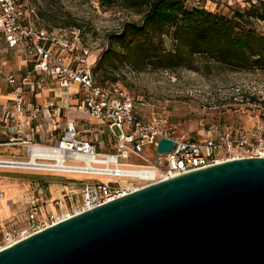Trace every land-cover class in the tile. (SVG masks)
<instances>
[{
    "label": "built area",
    "instance_id": "1",
    "mask_svg": "<svg viewBox=\"0 0 264 264\" xmlns=\"http://www.w3.org/2000/svg\"><path fill=\"white\" fill-rule=\"evenodd\" d=\"M37 13L23 0H0V54L14 51L20 57L19 73L8 72L5 82L12 97L0 98V130L10 132L9 143L17 140L36 115L49 113L55 132L63 123L62 132L51 143L24 140L27 159H31V148H54L65 142L66 162L87 165L88 163L113 167V170L100 168L99 171L82 170L83 173L105 176L106 180L84 181L80 196L72 195L55 199L56 210L44 211L33 203L28 212V224L24 227H10L3 233L0 249L26 238L44 227L127 194L148 183L157 182L187 172L214 165L226 160L242 157L264 158V133L252 137L231 133H211L196 140L178 139L167 126V117L161 112L152 111L147 117L138 110L142 104L140 97L131 95L118 82L98 83L93 79L92 65L87 48L78 46L77 31L68 32L61 27L47 29L38 27L33 18ZM79 32V31H78ZM44 83H51L46 100L40 101ZM63 91L64 94H58ZM66 101V104L63 101ZM76 112L106 126L113 144L99 150V139H82L80 129L68 114ZM118 129V132L114 131ZM161 137L174 140V148L158 153L156 146ZM148 150L154 161L144 157ZM131 155L145 163L132 164L133 167H120L119 158ZM37 160H55L54 156L40 153ZM0 161L17 162L1 159ZM25 161V160H21ZM43 170L42 168H21ZM145 171L148 177L140 178L133 171ZM49 172L70 173L79 170H46ZM135 179L142 183L133 182ZM121 178L131 182L117 183Z\"/></svg>",
    "mask_w": 264,
    "mask_h": 264
},
{
    "label": "water",
    "instance_id": "2",
    "mask_svg": "<svg viewBox=\"0 0 264 264\" xmlns=\"http://www.w3.org/2000/svg\"><path fill=\"white\" fill-rule=\"evenodd\" d=\"M0 264H264V158L148 183L1 248Z\"/></svg>",
    "mask_w": 264,
    "mask_h": 264
},
{
    "label": "rangeland",
    "instance_id": "3",
    "mask_svg": "<svg viewBox=\"0 0 264 264\" xmlns=\"http://www.w3.org/2000/svg\"><path fill=\"white\" fill-rule=\"evenodd\" d=\"M23 1L27 6L35 9L37 18L34 17L33 20L36 26L47 29L64 28L71 40H73V34L70 31L75 29L78 36L76 53L81 55V48H87L91 53L88 57L89 61L93 58L96 60L105 47L108 31L118 30L123 21L137 18L136 15L120 8L117 4L106 8L100 5L98 0ZM184 1L187 7L201 6L224 15H229L233 10L248 5L247 0ZM73 20L79 23L80 27L69 25ZM254 27L257 33L264 35V20L255 22ZM166 45L168 48L171 47L167 39ZM200 61L202 60H198ZM20 69V57L16 52L8 50L0 54V95L10 90L5 82L6 74L8 72L19 73ZM118 83L134 97L141 98L142 104H138V110L144 117L150 115L152 111L163 113L167 117V126L171 134L178 139L199 141L210 133L214 136L219 132L249 137L264 133V69H233L217 64L206 66L200 64L196 70L180 67L175 71L161 69L138 71L126 65L121 69ZM51 86L53 84L44 83L43 90L47 91ZM57 93L64 94L63 91ZM252 97L255 100H251ZM63 102L66 104L65 100ZM68 118L72 119L80 129V138L93 141L96 138L102 140L98 146L99 150L107 149L110 144H113V139L111 140L103 124L86 120L85 115L76 112L69 113ZM62 127L63 123L55 132L56 137L61 134ZM114 131L118 132V129L114 128ZM32 138L33 134H30L29 139ZM12 150L4 151L1 155L17 159L27 158L24 153L11 155ZM144 157L147 161H154L152 158L154 155L152 156L148 150H145ZM147 161L139 160L131 155L129 158L120 157L119 165L120 167H133L132 164ZM70 175L76 178L74 182L77 184L82 181L107 179L102 175L86 173L70 172ZM65 176V174L36 175L35 173L2 170L0 171V182L10 183L39 178L57 183L65 180ZM132 181L142 183L137 179ZM125 182H131V180L121 178L117 181V183ZM40 193L46 194L45 191ZM41 194L28 189L25 191V198L18 197L8 202L5 201L3 206L0 205V244L3 240V233L8 228H20L28 224L27 216L32 205L31 201ZM1 198L9 200L6 193H3Z\"/></svg>",
    "mask_w": 264,
    "mask_h": 264
},
{
    "label": "trees",
    "instance_id": "4",
    "mask_svg": "<svg viewBox=\"0 0 264 264\" xmlns=\"http://www.w3.org/2000/svg\"><path fill=\"white\" fill-rule=\"evenodd\" d=\"M98 2L106 8L117 4L137 16L106 33V45L92 66L98 83L118 82L126 65L138 71L196 70L200 64L264 69V35L254 27L255 22L264 20V0H247L248 5L229 15L201 6L187 7L184 0ZM69 25L80 27L74 20Z\"/></svg>",
    "mask_w": 264,
    "mask_h": 264
},
{
    "label": "crops",
    "instance_id": "5",
    "mask_svg": "<svg viewBox=\"0 0 264 264\" xmlns=\"http://www.w3.org/2000/svg\"><path fill=\"white\" fill-rule=\"evenodd\" d=\"M47 91H41L39 100L44 102L47 98L45 97ZM12 93H6L3 95H0V98L3 97H12ZM53 120H51V117L49 116L48 112H45L44 115H36L33 117L30 121V123L27 125V128L18 136H14L17 138L16 141L9 143V138L12 136L10 132H4L0 130V158L1 159H8V160H26V159H17L12 157H4L1 154L4 151H11L13 148V152H11V155L14 154H23L25 153V144L24 140H31L36 141L39 143H51L53 139L56 137L55 130H53L52 125ZM33 134V138L29 139V135ZM45 139L47 142L45 141ZM10 155V156H11ZM18 168H24V167H12V168H3L0 167V171L6 170L11 172H18V173H35L36 175H56V174H65V180L61 182H52L45 179H39V178H33L28 181H14L10 183H1L0 182V205L2 206L5 204V201H11L12 199L18 198V197H24L25 198V191L28 189H33L35 193L41 194V191H45L46 194H41L40 196H37L35 200L31 201L32 204H41V208L44 211H50V210H56L55 205L53 204V201L55 199L64 198V197H70L72 195L80 196L81 194V187L82 183H75L74 181L76 178L73 175H70V173H56V172H49L45 170H31V169H18ZM18 170V171H15ZM21 172H20V171ZM49 172V173H48ZM3 193H6L7 196H9V200H4L1 198L3 196ZM11 196V197H10ZM28 197V196H27ZM26 197V198H27ZM2 202V203H1Z\"/></svg>",
    "mask_w": 264,
    "mask_h": 264
},
{
    "label": "bare ground",
    "instance_id": "6",
    "mask_svg": "<svg viewBox=\"0 0 264 264\" xmlns=\"http://www.w3.org/2000/svg\"><path fill=\"white\" fill-rule=\"evenodd\" d=\"M64 147L65 142L61 146H57L54 148H31L30 154L31 159L27 161H17V162H8V161H0V167H24V168H42L43 170H79L78 172L73 173H83L82 170H91V171H99L100 168L113 170V167L108 166H99L95 164L88 163L87 165H81L79 163L66 162L64 157ZM40 153H46V155L54 156L55 160H37L35 156ZM134 175H139L140 178L148 177V173L145 171H133ZM136 176H133L135 179Z\"/></svg>",
    "mask_w": 264,
    "mask_h": 264
}]
</instances>
